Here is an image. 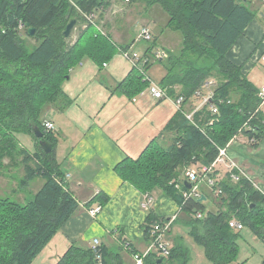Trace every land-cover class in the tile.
Returning <instances> with one entry per match:
<instances>
[{
    "label": "trees",
    "instance_id": "16d2710c",
    "mask_svg": "<svg viewBox=\"0 0 264 264\" xmlns=\"http://www.w3.org/2000/svg\"><path fill=\"white\" fill-rule=\"evenodd\" d=\"M128 3L160 7L168 16L167 26L181 34L180 52H170L164 59L168 74L162 88L174 100L183 97L184 103L168 129V132L175 131L172 144L164 147L157 139L137 159L120 163L116 171L143 194L161 189L174 199L186 220L176 218L172 228L182 220L191 227L195 241L204 246L211 264H231L238 253L240 233L230 227V221L236 219L264 241V195L246 178L233 182L229 173L227 179L217 182L223 194L214 195L223 208L209 211L206 201L186 200L175 185L182 183V189L188 190L183 173L197 164L212 168L220 149L226 148L241 132L254 141L253 147L264 138L261 90L249 80L244 65L229 58L230 51L262 8H254L252 0H130ZM111 6L112 0H0V174L8 176L10 169L22 168L25 177L19 182L21 189L28 188L39 178L44 181L35 195L29 194L33 197L26 204L0 195V264H33L79 209V201L65 183L57 161L55 130L47 131L45 122L49 121L47 114L51 109L61 112V107L70 103L63 85L72 70L86 58L103 66L117 53L133 51V44L122 47L114 42L110 26L106 29L105 25V33L85 17L103 16ZM73 20L77 21L75 28L80 29L74 41L72 34L65 36ZM20 23L25 25L21 32ZM29 27L36 29L34 36L30 35ZM143 30L152 35L151 30L147 27L141 30L142 40L147 41ZM156 47L155 36L142 61L146 57L153 58ZM149 63L144 64L145 67H150ZM133 71L119 85L130 97L150 85L139 69L134 67ZM211 78L216 83L214 102L220 115L209 125L212 115L205 107L195 114V125L185 115L186 103L192 101L196 91ZM36 128L53 146L51 153L43 151L35 136ZM19 135L32 138L33 152L20 144ZM211 176L215 178L214 174ZM13 193L16 195L18 191ZM96 200L102 209L109 203L106 195ZM199 213L202 218H197ZM170 220L172 217L160 218L151 212L143 227L146 243L152 241L155 223ZM118 242L120 249L130 252L132 257L138 253L127 239ZM127 245L130 248L126 250ZM174 245L161 263H158L161 257L151 255L145 259L146 264H185L187 252L180 242ZM102 258L104 264H115L112 259L120 260L105 247H102ZM59 264L98 262L91 249L75 248Z\"/></svg>",
    "mask_w": 264,
    "mask_h": 264
},
{
    "label": "crops",
    "instance_id": "0c3cea01",
    "mask_svg": "<svg viewBox=\"0 0 264 264\" xmlns=\"http://www.w3.org/2000/svg\"><path fill=\"white\" fill-rule=\"evenodd\" d=\"M252 5L254 8L262 9L260 8L256 20L249 25L244 36L232 48L229 58L236 64L244 65L249 80L262 91L264 0H252ZM143 8L142 4L132 5L123 0H112L111 8L103 16H95L93 24L96 26L98 24V28L105 33L107 26H110L109 33L114 42L120 45L119 37H125L122 34H125L123 26L125 21L127 23L129 17L138 19L144 12ZM112 9H115L114 12L119 10L120 13L115 25L108 21ZM78 31L80 32L79 27L73 30V41L79 36L78 34L74 39L75 32ZM130 36L131 42L127 43L135 42L133 48L141 44L138 36L133 33ZM164 61H155L151 68H146L150 75L158 76L161 88L168 74ZM133 68L121 53H117L103 66L86 58L80 66L72 70L71 77L63 85V92L70 103L61 107V112L57 109L48 112L47 120L53 122L56 127L54 133L57 139V161L65 176V183L79 201V209L54 235L33 264H59L68 252L75 248L90 250L95 239H98L107 251L117 255L121 264H134V260L130 252L120 249L119 239L130 241L138 252L147 249L143 227L149 213L142 207L145 194L124 181L117 173L116 167L127 159L140 157L157 139L161 146H170L176 135L174 130L168 132V129L173 124L178 110L171 100L155 98L149 92V88L134 97L125 94L119 85L130 77L134 72ZM199 104L193 98L186 103L185 114L192 113ZM261 110L264 113V103ZM18 140L31 152L35 150L31 137L19 135ZM249 142L245 135L237 136L230 143L228 156L264 189V138L256 147L251 146ZM192 168L201 170L205 167L197 164ZM21 169L15 171L20 173ZM187 171L182 176L184 182L188 181ZM16 174L18 173L14 172L11 176L1 174L0 179L14 180L13 176ZM212 174L221 183L229 175L228 166L218 164ZM24 176L23 171L21 177ZM15 182L18 186L13 192L17 190L18 200L27 202L33 197L29 194L35 195L43 185L31 191V187L21 189L19 181ZM201 192L206 202L210 198H213L214 202L217 200L214 190L208 184L201 185ZM101 195L108 196L109 203L95 216L91 210L100 206L96 198ZM152 196L154 198L152 212L157 217H172L175 220L179 217L181 206L174 199L161 189L154 190ZM207 207L209 211L219 210L213 209L214 205L207 204ZM118 261L112 259L111 262L117 264Z\"/></svg>",
    "mask_w": 264,
    "mask_h": 264
},
{
    "label": "rangeland",
    "instance_id": "374dc122",
    "mask_svg": "<svg viewBox=\"0 0 264 264\" xmlns=\"http://www.w3.org/2000/svg\"><path fill=\"white\" fill-rule=\"evenodd\" d=\"M144 8H143V11H144L143 14L140 15L138 19L135 20V18L131 19V17H129V19H127V23L125 21L123 25L125 34L122 33L123 36L125 35V37L124 38L119 37L118 43L122 46L131 44L127 42H131L130 34L133 33V35H135L136 37L138 36L141 44H138L137 47L133 48V46L135 45V42H134L132 43L133 45L131 46V48L133 51L137 52L140 56L145 57L150 41L142 40L141 30L143 27H147L151 30V33H152L151 42L154 41L155 36L157 37V47L153 49V52H152L153 54L160 53V52H166L169 57L170 52L179 53L182 48V36L179 32L174 31L172 27L167 26L168 25L167 14L158 6L153 7V8H146L144 5ZM114 10L115 9H112L109 12V16H108V21L112 25H115L118 22L117 21V19L119 18L118 15L120 14L118 13L119 10H116L117 12H114ZM121 13H124V12H121ZM142 18H144L143 19L144 23L141 21ZM118 26H121V24H118ZM78 34H79V31L75 32L74 39L76 38V36H78ZM154 63H155L154 60L150 61L149 63L150 68ZM147 75L150 77V80L152 83L160 86L159 83L161 81L157 75L155 74L150 75V73H147ZM208 81L215 82V79L211 78ZM204 92L207 93L208 90L205 89ZM194 101L197 104H199L202 102V99L194 96ZM249 144L252 146L253 142H249ZM196 170L200 171L199 168H197ZM14 172L18 173L13 176L14 180L10 178H8L7 180L0 179V195L4 194L3 196H9L18 202L26 204L27 201H21V200L19 201L18 200L19 196L17 197L12 192L13 189H15L16 186H18V184L15 181L18 180L20 182L25 177V176L23 178L21 177L23 175V169L20 170V173L18 171H15V169H10L7 173L9 176H11L14 174ZM42 184H44V181L42 178H39L36 180V182L35 181L32 182L28 188L31 187V191H35L39 188V185H42ZM4 190H6V192ZM207 204L209 206L214 205L213 209L215 210L223 208V204L221 203L220 199L214 202L213 198H210ZM179 218L182 220H186V217L183 213L179 215ZM182 220L174 224L173 228H171L172 232L170 233L171 234L170 238L168 236L169 249L172 251V249L175 246L174 242L178 241L180 242V244H182L184 250L187 252V255H188V259L185 262V264H211L206 256L204 246L195 241V239L191 235V231H192L191 227L183 223ZM235 231L240 233V238L238 240V253H237L236 259L231 264H263L264 263V241L260 237L255 235L252 232V230L249 229L248 227H244L242 230L236 229Z\"/></svg>",
    "mask_w": 264,
    "mask_h": 264
},
{
    "label": "built area",
    "instance_id": "2783aa9c",
    "mask_svg": "<svg viewBox=\"0 0 264 264\" xmlns=\"http://www.w3.org/2000/svg\"><path fill=\"white\" fill-rule=\"evenodd\" d=\"M130 0H126V2H129ZM89 22L94 23L95 22V15H86L85 16ZM25 25L23 23H20L19 31H24ZM144 37L147 41H150L152 39V35L150 34V31L143 30ZM121 54L125 59H127L133 67H136L141 72V75L144 77L145 81H148L150 83L149 85V92L157 99H163L167 98L171 100L174 105L176 106L177 110H180L183 103L184 98L180 97L178 100H174L173 98H170L166 90L161 88L160 86L154 84L151 82L150 77L147 75V70L145 65L150 62L151 60L159 61L164 60L168 57V54L166 52H160L155 53L153 55V58H145L144 61H142V56H140L135 51H121ZM145 64V65H144ZM215 82H207L205 85L196 91V97L201 98L202 102L199 104V106L190 114H185L187 119L190 120L192 123L196 125L195 121V114L203 110L205 107L208 108L210 111L212 118L209 121V125H213L217 121V117L220 115L219 113V107L214 102L215 94L213 90V86H215ZM207 89L208 92L205 93L204 90ZM261 97L264 98V87L261 91ZM223 102V101H221ZM228 103H231L230 101ZM45 127L47 131H53L55 130V124L51 121L45 122ZM198 127V126H197ZM201 131L205 134V130L201 128ZM242 135V132L240 133ZM239 134V135H240ZM238 135V136H239ZM237 137H235L233 140H235ZM232 140V141H233ZM253 142L254 141H251ZM230 147V144L224 148L220 149V155L216 162L213 164L212 168L207 169L203 168L200 171L190 168L187 171V179L192 184V188L190 190H183V184L176 182L175 188L182 192L183 197L187 199H200L202 197L201 192V185L203 183L208 184L211 188L215 189V195L220 196L223 194V191L218 188V181L216 178H213L211 176L213 170L215 169V166L220 165H227L230 173V178L233 182L238 183L241 178H246L248 181H250L254 188H256L262 195H264V189H262L257 183L253 181V179L249 176L247 172H245L237 163H235L232 159L228 156V148ZM154 203V198L151 193H146L144 196V201L142 203L143 209L148 212L149 214L152 212V205ZM102 208L99 206L95 209L91 210V213L93 215H98L101 212ZM197 218H202V215L199 213L197 214ZM175 221V218H172L170 221H158L154 224V228L152 229V241L148 244L147 249L144 252H138L133 255V260L135 264H146L145 259L151 255H157L158 257L166 258L170 255V249H169V233L172 228V224ZM230 227L234 230H242L245 226L237 221L236 219H233L230 221ZM130 247L127 245L125 246V249H129ZM91 250L93 251L95 258L97 259L98 264H104L103 258H102V246L101 242L98 239L94 240V243L91 247Z\"/></svg>",
    "mask_w": 264,
    "mask_h": 264
},
{
    "label": "water",
    "instance_id": "95a60500",
    "mask_svg": "<svg viewBox=\"0 0 264 264\" xmlns=\"http://www.w3.org/2000/svg\"><path fill=\"white\" fill-rule=\"evenodd\" d=\"M76 25H77V21H76V20H73V21H71V22L69 23V25L67 26V28H66V30H65V36H66V37H69V36L72 34V32H73V30L75 29ZM29 32H30V35H31V36H34L35 33H36V29H34V28H30V27H29ZM35 136H36L37 139L40 140V145H41L43 151H44L46 154H49V153H51V152L53 151V146L51 145L50 142L44 140V133H43L39 128H36V129H35ZM185 185H186V187H187L188 190H190V189L192 188V184H191L189 181H186V182H185ZM199 201H200V202H204V201H206V199H205V197L202 196V197L199 199ZM163 260H164V258L161 257V258L159 259L158 263H161ZM263 264H264V263H263Z\"/></svg>",
    "mask_w": 264,
    "mask_h": 264
}]
</instances>
